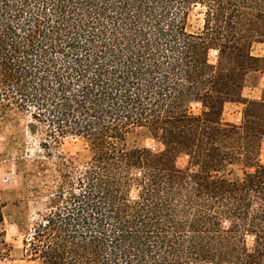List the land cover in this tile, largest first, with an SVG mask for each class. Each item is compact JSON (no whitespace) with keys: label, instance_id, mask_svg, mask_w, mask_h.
I'll list each match as a JSON object with an SVG mask.
<instances>
[{"label":"trees","instance_id":"obj_1","mask_svg":"<svg viewBox=\"0 0 264 264\" xmlns=\"http://www.w3.org/2000/svg\"><path fill=\"white\" fill-rule=\"evenodd\" d=\"M262 43L264 0H0V130L24 122L43 151L24 160L23 258L264 264V89L243 94ZM67 137L86 150L64 154Z\"/></svg>","mask_w":264,"mask_h":264},{"label":"rangeland","instance_id":"obj_2","mask_svg":"<svg viewBox=\"0 0 264 264\" xmlns=\"http://www.w3.org/2000/svg\"><path fill=\"white\" fill-rule=\"evenodd\" d=\"M202 8L197 7L193 10L190 17V30L198 31L202 28L204 22V14ZM254 53L264 55V43L258 44L254 48ZM215 53H213L214 56ZM264 88V72L257 73L249 80V86L245 88L243 94L250 99H260L262 89ZM245 106L242 103H229L224 110V120L240 124L243 119V110ZM200 105H193L194 111H199ZM40 135H35L26 127L25 123L21 125L7 126L0 130V192L2 200L8 201L5 210V228L6 240L13 247L12 258L0 262V264H34L23 258V239L24 233L15 219L17 215L21 218V212L33 213L35 208L32 202L24 200V182L23 168L24 160L27 157L36 158L43 156L40 148ZM137 143L157 150L161 146L152 137L140 134L136 137ZM86 145L79 138L67 137L63 139L60 150L66 155H75L77 152H84ZM262 158L264 159V143ZM187 163L186 156H180L177 164L184 167ZM242 170L238 167L235 169L233 177H241ZM231 177V175H230ZM19 201V206L13 203Z\"/></svg>","mask_w":264,"mask_h":264},{"label":"crops","instance_id":"obj_3","mask_svg":"<svg viewBox=\"0 0 264 264\" xmlns=\"http://www.w3.org/2000/svg\"><path fill=\"white\" fill-rule=\"evenodd\" d=\"M264 89V88H263ZM263 89H262V91H263ZM245 90V89H244Z\"/></svg>","mask_w":264,"mask_h":264}]
</instances>
